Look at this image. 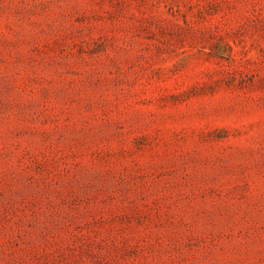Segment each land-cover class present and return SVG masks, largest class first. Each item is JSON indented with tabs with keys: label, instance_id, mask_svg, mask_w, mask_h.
Returning <instances> with one entry per match:
<instances>
[{
	"label": "rangeland",
	"instance_id": "374dc122",
	"mask_svg": "<svg viewBox=\"0 0 264 264\" xmlns=\"http://www.w3.org/2000/svg\"><path fill=\"white\" fill-rule=\"evenodd\" d=\"M0 264H264V0H0Z\"/></svg>",
	"mask_w": 264,
	"mask_h": 264
}]
</instances>
